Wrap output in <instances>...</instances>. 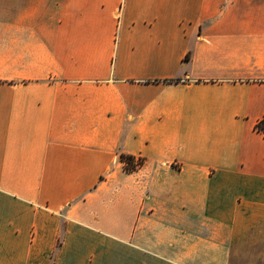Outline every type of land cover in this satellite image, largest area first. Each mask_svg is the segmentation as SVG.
<instances>
[{
  "label": "crops",
  "instance_id": "0c3cea01",
  "mask_svg": "<svg viewBox=\"0 0 264 264\" xmlns=\"http://www.w3.org/2000/svg\"><path fill=\"white\" fill-rule=\"evenodd\" d=\"M263 116L264 0H0V264H264Z\"/></svg>",
  "mask_w": 264,
  "mask_h": 264
},
{
  "label": "trees",
  "instance_id": "16d2710c",
  "mask_svg": "<svg viewBox=\"0 0 264 264\" xmlns=\"http://www.w3.org/2000/svg\"><path fill=\"white\" fill-rule=\"evenodd\" d=\"M121 159L124 161V169L127 171L135 170L139 165L134 163V157L127 154H120Z\"/></svg>",
  "mask_w": 264,
  "mask_h": 264
},
{
  "label": "built area",
  "instance_id": "2783aa9c",
  "mask_svg": "<svg viewBox=\"0 0 264 264\" xmlns=\"http://www.w3.org/2000/svg\"><path fill=\"white\" fill-rule=\"evenodd\" d=\"M255 127L260 130L261 132L264 133V116L257 121ZM141 162V159L138 157V158H134V163L135 164H139Z\"/></svg>",
  "mask_w": 264,
  "mask_h": 264
}]
</instances>
